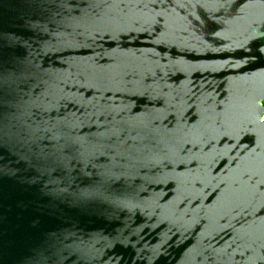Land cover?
<instances>
[{
  "label": "water",
  "instance_id": "1",
  "mask_svg": "<svg viewBox=\"0 0 264 264\" xmlns=\"http://www.w3.org/2000/svg\"><path fill=\"white\" fill-rule=\"evenodd\" d=\"M0 264H264V0H0Z\"/></svg>",
  "mask_w": 264,
  "mask_h": 264
}]
</instances>
